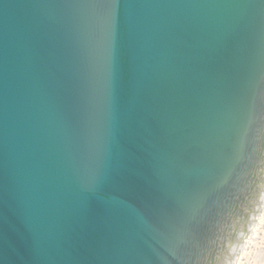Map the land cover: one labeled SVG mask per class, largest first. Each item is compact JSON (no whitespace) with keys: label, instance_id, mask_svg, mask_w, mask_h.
I'll list each match as a JSON object with an SVG mask.
<instances>
[{"label":"water","instance_id":"1","mask_svg":"<svg viewBox=\"0 0 264 264\" xmlns=\"http://www.w3.org/2000/svg\"><path fill=\"white\" fill-rule=\"evenodd\" d=\"M264 168V0H0V264H204Z\"/></svg>","mask_w":264,"mask_h":264},{"label":"clouds","instance_id":"2","mask_svg":"<svg viewBox=\"0 0 264 264\" xmlns=\"http://www.w3.org/2000/svg\"><path fill=\"white\" fill-rule=\"evenodd\" d=\"M204 264H264V168L218 222Z\"/></svg>","mask_w":264,"mask_h":264}]
</instances>
